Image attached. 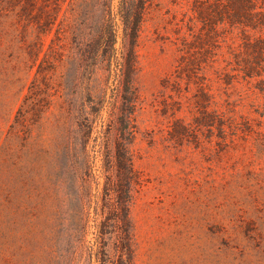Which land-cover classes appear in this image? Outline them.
Returning a JSON list of instances; mask_svg holds the SVG:
<instances>
[{
  "label": "trees",
  "instance_id": "16d2710c",
  "mask_svg": "<svg viewBox=\"0 0 264 264\" xmlns=\"http://www.w3.org/2000/svg\"><path fill=\"white\" fill-rule=\"evenodd\" d=\"M16 2L35 75L0 149V264H35L37 246L48 264H136L137 47L156 0ZM187 25L192 40L183 38L171 82L185 96L177 110H188L171 131L180 142L212 125L218 101L209 73L264 81V0H194ZM236 30L238 45L229 40ZM23 162L50 171L36 186L25 177V200Z\"/></svg>",
  "mask_w": 264,
  "mask_h": 264
},
{
  "label": "rangeland",
  "instance_id": "374dc122",
  "mask_svg": "<svg viewBox=\"0 0 264 264\" xmlns=\"http://www.w3.org/2000/svg\"><path fill=\"white\" fill-rule=\"evenodd\" d=\"M193 2L156 0L137 47L141 108L135 153L143 183L132 206L136 264H264V81L242 75L219 81L209 73L218 101L210 109L212 125L182 142L171 134L175 119L188 111L185 105L177 110L185 96L171 82L183 38L192 40L187 23ZM18 10L16 0H0V149L35 75L27 66ZM237 32L229 35L235 45L241 41ZM180 85L187 90L186 79ZM25 166L19 173L24 200L28 174L34 186L50 175ZM1 186L0 177L4 199ZM88 240L97 241L94 227ZM35 253V264H48L44 248L37 246Z\"/></svg>",
  "mask_w": 264,
  "mask_h": 264
}]
</instances>
